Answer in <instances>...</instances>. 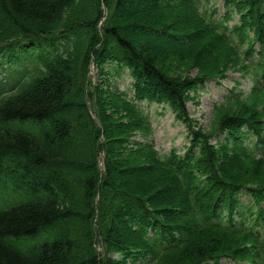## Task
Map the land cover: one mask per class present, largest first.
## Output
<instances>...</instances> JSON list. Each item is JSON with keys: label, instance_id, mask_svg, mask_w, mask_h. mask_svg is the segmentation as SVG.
Masks as SVG:
<instances>
[{"label": "trees", "instance_id": "obj_1", "mask_svg": "<svg viewBox=\"0 0 264 264\" xmlns=\"http://www.w3.org/2000/svg\"><path fill=\"white\" fill-rule=\"evenodd\" d=\"M131 1L105 0L109 14L100 27L101 0H0V51L21 47L22 36L31 35L28 46L52 50L27 82L0 102V171L21 182L26 195L0 213V264H125L146 257L149 231L161 244L173 241L174 231L183 235L159 264H206L245 252L247 238L239 230H204L181 217L194 218L196 208L206 212L201 203L207 195L198 197L199 187L220 197L253 184L258 195L264 188V157L228 144L217 148L210 134L194 130L185 163L201 177L184 185L177 177L182 169L173 174L163 167L167 162L133 138L146 129L136 100L169 102L178 119L189 121L186 92L199 80L170 79L171 58L191 63L202 75L217 71L232 52L208 29L192 0H146L145 10L127 13ZM125 14L130 22L119 24ZM137 24L155 41L183 38L185 45L170 50L122 33ZM53 31L61 32L47 34ZM43 35L53 39L44 42ZM93 56L95 81L89 75ZM115 65L129 68L131 87L116 84L122 73L112 72ZM254 108L245 104L222 111L219 124L233 128L242 119L254 120ZM190 123L196 128L193 119ZM121 172L133 176L121 179ZM40 175L43 181L36 178ZM25 236L38 238L37 244L22 250L8 239ZM98 242L105 256L97 251ZM113 252L124 258L117 260Z\"/></svg>", "mask_w": 264, "mask_h": 264}, {"label": "rangeland", "instance_id": "obj_2", "mask_svg": "<svg viewBox=\"0 0 264 264\" xmlns=\"http://www.w3.org/2000/svg\"><path fill=\"white\" fill-rule=\"evenodd\" d=\"M204 6L207 4H210L212 6L218 5L220 7V15H217L218 17H222L221 15L224 12V7H223V0H204ZM150 2L146 0H139V1H131L129 4V8L127 9V13L131 12H141L145 10L149 6ZM140 5V6H139ZM152 6V5H151ZM179 4L177 5V8H179ZM182 9V8H179ZM234 18L229 21V24H234L235 22L238 21V16H242L243 19L246 18L244 15H240L236 11H234L233 14ZM255 16L258 18L259 14H255ZM130 22V18L124 15V17L121 19L119 24H127ZM147 29H143V27L139 24L136 26H130L127 27L125 30L122 31L124 35H127V37H134L136 39H140L141 37L143 40H149V43H153L154 46H158L160 48H167L168 46L170 50L174 49V47H183L181 44H185V39L177 38L172 42L168 39L165 38H159L158 40L151 38L150 36L147 37ZM209 34V33H208ZM152 40V41H151ZM154 40V41H153ZM187 41L188 38L186 39ZM189 45H196V43H191ZM174 46V47H172ZM229 47V45H228ZM230 48V47H229ZM23 55L27 56L29 55L28 48L22 47L21 50ZM30 52H34L33 50H30ZM38 51H35L37 54ZM35 59L36 61L39 62V59L32 55V59ZM0 62H5V59L0 57ZM169 78H175L177 76H189V77H195L200 73V70L198 68H192L191 63H187L186 61H180L178 58H171L169 60ZM29 67H32V63L28 62ZM21 65H12L10 67V75H14L16 72V69H21ZM1 69V67H0ZM94 71L92 70V74ZM126 83L130 81L128 75H125ZM218 97L213 96L209 91L207 90H201L198 93L197 100L199 101L198 103L195 101H192L189 103V109L193 113V115L198 118L200 121L201 125L205 128L208 129L211 125L212 128L210 132L215 131L218 128V117L219 113L222 112L225 107H222L218 112L214 111L213 103L215 100H217ZM256 99H264V95H254L253 101ZM232 106V104H231ZM230 107V106H229ZM150 111L152 112V117H153V127H154V133L150 137L151 140L155 143L156 147L158 150L161 152L162 155H165L170 152L171 148L176 147L178 149H182L186 143V136H185V129L184 127L178 122L177 120L174 119V113L173 111L167 106L164 109V112L162 110H156V105H152L150 108ZM0 176L3 179L4 183L7 185H10L13 187V185L10 182V179L6 177V175L0 171ZM130 173H124L121 172L120 178L124 179L126 177H131ZM46 177V175H45ZM40 181H43L44 178L42 176L36 177ZM48 179L50 177H47ZM119 179V178H117ZM119 183V182H118ZM8 189V190H7ZM1 188L0 189V210L7 208L9 205L12 203L18 201L21 199L20 195H18V191L13 190L10 188ZM16 192V193H14ZM170 215H172L170 213ZM140 233V232H139ZM195 235V234H194ZM221 264H225L224 262ZM231 264V263H227Z\"/></svg>", "mask_w": 264, "mask_h": 264}]
</instances>
